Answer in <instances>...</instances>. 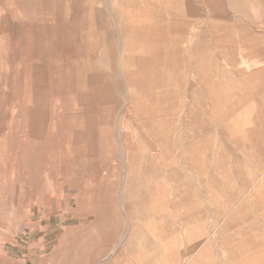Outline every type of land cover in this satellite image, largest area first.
Listing matches in <instances>:
<instances>
[{
    "label": "rangeland",
    "instance_id": "obj_1",
    "mask_svg": "<svg viewBox=\"0 0 264 264\" xmlns=\"http://www.w3.org/2000/svg\"><path fill=\"white\" fill-rule=\"evenodd\" d=\"M0 264H264V0H0Z\"/></svg>",
    "mask_w": 264,
    "mask_h": 264
},
{
    "label": "bare ground",
    "instance_id": "obj_2",
    "mask_svg": "<svg viewBox=\"0 0 264 264\" xmlns=\"http://www.w3.org/2000/svg\"><path fill=\"white\" fill-rule=\"evenodd\" d=\"M155 32H156V29H155ZM155 34H157V33H155ZM144 35V34H143Z\"/></svg>",
    "mask_w": 264,
    "mask_h": 264
}]
</instances>
